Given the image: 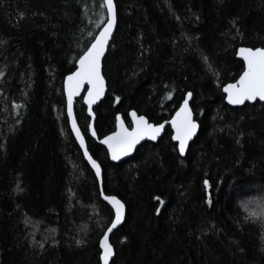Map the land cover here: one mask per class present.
Instances as JSON below:
<instances>
[{"label":"trees","instance_id":"16d2710c","mask_svg":"<svg viewBox=\"0 0 264 264\" xmlns=\"http://www.w3.org/2000/svg\"><path fill=\"white\" fill-rule=\"evenodd\" d=\"M102 3L0 0V264H100L113 214L70 132L63 80L105 22ZM114 3L98 139L118 114L169 121L187 92L199 130L183 158L166 127L113 164L75 100L103 192L125 205L110 264H264V212L241 204L264 201V105L232 108L222 93L243 71L237 48H264V0Z\"/></svg>","mask_w":264,"mask_h":264},{"label":"snow or ice","instance_id":"6c2138e0","mask_svg":"<svg viewBox=\"0 0 264 264\" xmlns=\"http://www.w3.org/2000/svg\"><path fill=\"white\" fill-rule=\"evenodd\" d=\"M107 6V20L102 21V28L98 35L94 36L90 45L78 57V67L65 81L67 92V113L71 122L73 132L80 142V147L84 149V157L95 170L97 179L101 175V166L89 154L83 136L73 118V99L80 94L82 87L87 85V95L83 97L89 108V115H92V105L104 94V77L101 75V57L104 55L105 47L112 33L115 23V10L113 0H103L101 8ZM91 35V33H89ZM243 59L244 67L242 74L235 83H228L223 86L227 103L230 105H243L245 102L264 101V48H240L238 53ZM192 93H187V98L180 105L175 116L169 121L173 134L171 139L178 142V150L181 156L185 154L188 141L196 132L197 124L193 119V113L189 107V100ZM119 99V98H117ZM132 117L131 130L124 126L123 121L117 116V131L104 137L102 144L107 146L108 153L113 161L120 160L122 156H127L142 140L155 141L161 135L165 125L161 123H149L143 115L136 112L130 113ZM91 127V126H90ZM92 135L96 133L93 130ZM205 186L208 182L205 181ZM103 195V193H101ZM104 199L114 210V219L111 220L110 227L100 240V248L103 253L100 259L103 264H109V258L113 255L112 246L108 243V233L124 218V204L116 196L104 195ZM156 199H159L157 197ZM163 203V201H161ZM81 243V241H77Z\"/></svg>","mask_w":264,"mask_h":264},{"label":"water","instance_id":"95a60500","mask_svg":"<svg viewBox=\"0 0 264 264\" xmlns=\"http://www.w3.org/2000/svg\"><path fill=\"white\" fill-rule=\"evenodd\" d=\"M113 6H114V10H115V23H114L113 28H112V33H111V35H110V37H109V39H108V43H107V45H106V47H105L104 55L101 57V75H102V76H103V74H102V61H103V59H104V57H105V55H106V52H107L108 47H109V44H110V42H111V40H112V38H113V35H114V32H115V29H116V25H117V14H116V7H115L114 0H113ZM104 8H105V14H106V18H105V22H106V20H107V6L105 5ZM102 26H103V25H102ZM102 26H101V28H102ZM101 28L99 29V31L97 32L96 35L99 34ZM96 35H95V36H96ZM240 48H242V47L237 48L235 56H236V58H237L238 60H240V61L242 62L243 67H244V62H243L242 57H241L240 55L237 54ZM243 48H249V47H243ZM252 49H253V48H252ZM254 49H256V48H254ZM254 49H253V50H254ZM77 67H78V63H76V68H77ZM76 68H75V70H76ZM75 70H74V71H75ZM74 71H73V72H74ZM241 74H242V72H241ZM69 75H70V74H69ZM69 75H67V76L64 78V80H63V94H64V98H65V113H66V117H67V121H68V126H69L70 132H71V134H72V136H73V139H74L75 143L77 144L79 150L81 151V154H82L84 160H85L86 163L88 164L89 168L91 169V171L93 172V174H94V176H95V178H96V180H97L98 188H99V193H100V198H101V200H102L103 202H105V203L108 205V207L111 209L112 214H113V215H112V219H114V215H115V214H114V210L112 209V206H111V205H110V204L104 199V195H106V194L103 192V188H102V185H103V184H102V170H101L100 178L97 179L96 174H95V170L92 168V166H91V164L88 162V160L84 157V149H82V148L80 147V142H79V140L77 139L75 133L73 132L71 122H70V120H69V118H68V113H67V92H66V89H65V81H66V79H67V77H68ZM239 76H240V75H239ZM238 79H239V77H238L236 80H238ZM236 80H235V81H236ZM235 81H234V82H229V83H235ZM227 84H228V83H227ZM225 85H226V84H225ZM105 93H106V81H105V78H104V94H103L99 99H97L96 102L92 105V115L90 116V115H89V108H88V105L85 103V101H84V99H83V97L87 95V85H85L84 87H82L81 90H80V94L77 95V96H75L74 99H73V118H74L75 121H76V118H75V115H74V104H75V100L81 98V99H82V102H83V105L86 107V113H87L88 117L90 118L89 128H88V130H89V136H90L94 141H96L97 144H99L100 146H102V147L106 150L107 155H108V159H109V161H110L111 163H113V164H118V163H121V162H124V161L130 159V158L135 154L136 149L139 148V147H140L142 144H144V143H147V142H148V143H152V144L157 143V142L159 141V139H161V137L163 136L166 127H169V129H170V131H171V136H172V134H173V129L171 128V124L169 123V121H171V119L173 118V116H175V114H176V112L179 110V107H180V106H179L178 109L174 112V114L172 115V117H171V119H170L169 121H167V122H165V123H161V124H164L165 127H164V129L162 130L161 135L158 136L157 139H156L155 141L148 140L147 138H145V139L142 140L138 145H136V147H135V148H134V149H133V150H132L127 156H122V157L120 158V160L113 161V160L111 159L109 153H108L107 146L104 145V144H102L101 141L104 139V137L109 136V135H111L113 132L117 131V116H119L120 119L123 121L124 126L127 127V128H129V130H131V126H132V117H131L130 113L135 112V111H130L129 114H128L129 122H130V126H127L126 123H125V121L123 120L122 116H121L120 114H118V115L116 116L115 129H114V131H113L112 133H110V134L104 136V137L101 138V139H98L97 135L93 136V135H92V131L94 130V122H95V116H94V113H93V109H94V108H95V107H96V106H97V105H98V104L104 99V97H105ZM188 93H189V92H188ZM222 93H223V95H224V102H225V104H226L227 106H229V107H232V108L242 107V106H244L245 104H255L256 102H259V103H261V104L264 105V101H258V100H257L256 102H247V101H246L245 104H243V105H230V104L227 103L226 94L223 92V87H222ZM185 98H187V93H186L185 96H184V99H185ZM184 99L182 100L181 104L183 103ZM188 100H189V107L191 108V97L188 98ZM181 104H180V105H181ZM191 110H192V109H191ZM192 113H193V112H192ZM137 115H138V114H137ZM145 118H146V117H145ZM146 119H147V118H146ZM193 119H194V114H193ZM194 121H195V119H194ZM148 122H149V121H148ZM195 122H196V124H197L196 132H195V134L193 135V137L188 141V146L186 147V149H185V154H184L183 156H181L180 153H179L178 146H177L178 142L173 141V140L171 139L172 143H174V144L176 145L177 152H178V154H179V156H180L181 158L185 157L189 145L193 142L194 138L196 137V135H197V133H198V130H199V124L197 123V121H195ZM149 123H150V122H149ZM76 124H77V121H76ZM90 126H91V127H90ZM77 127L79 128L78 124H77ZM79 130H80V129H79ZM94 131H95V130H94ZM80 133H81V135L83 136L81 130H80ZM83 138H84V136H83ZM84 141H85V146H86V148H87V144H86V140H85V138H84ZM87 150H88V149H87ZM88 152H89V151H88ZM89 154H90V153H89ZM101 193H103V195H101ZM108 196H114V195H108ZM117 198H118V197H117ZM118 199H119V198H118ZM119 200H120V199H119ZM120 201H121V200H120ZM121 202H122V201H121ZM122 203H123V202H122ZM124 218H125V205H124ZM124 218H123V220L117 225V227H116L115 229L112 230V232L108 233V243H109V244H110V238H111V235L113 234V232H114L115 230H117V229L123 224V222H124ZM110 224H111V223H110ZM110 224H109L108 227H110ZM108 227L106 228V230L104 231V233L107 231ZM104 233H103V235L101 236V238L99 239V242H100V240L103 238ZM110 245H111V244H110ZM111 246H112V245H111ZM98 247H99V251H100V255H99L100 264H103V261L100 259L101 255H102V253H103V249L100 248V243H98ZM112 250H113V255L109 258V264L111 263V261H112L113 258H114V249H113V247H112Z\"/></svg>","mask_w":264,"mask_h":264},{"label":"rangeland","instance_id":"374dc122","mask_svg":"<svg viewBox=\"0 0 264 264\" xmlns=\"http://www.w3.org/2000/svg\"><path fill=\"white\" fill-rule=\"evenodd\" d=\"M242 207L248 211L258 212L262 214L264 212V201L259 199H247L242 201Z\"/></svg>","mask_w":264,"mask_h":264},{"label":"bare ground","instance_id":"6f19581e","mask_svg":"<svg viewBox=\"0 0 264 264\" xmlns=\"http://www.w3.org/2000/svg\"><path fill=\"white\" fill-rule=\"evenodd\" d=\"M188 93V92H187ZM88 116V115H87Z\"/></svg>","mask_w":264,"mask_h":264}]
</instances>
